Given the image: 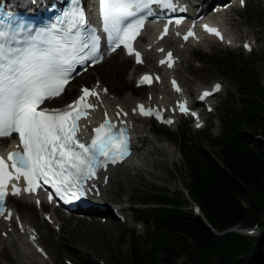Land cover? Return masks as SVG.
I'll return each mask as SVG.
<instances>
[{
	"label": "snow or ice",
	"instance_id": "1",
	"mask_svg": "<svg viewBox=\"0 0 264 264\" xmlns=\"http://www.w3.org/2000/svg\"><path fill=\"white\" fill-rule=\"evenodd\" d=\"M152 5L176 10L174 0H98L103 32L113 45L112 51L122 45L130 55L133 53L132 42L145 24V18L139 14L147 11L148 15H153ZM10 20L6 22L0 17V139L16 134L19 143L18 150L9 152L7 160L0 156V218L15 219L19 223V218H13L6 207L9 194H35L43 184L50 186L65 203L79 200L86 191L95 188L94 184L87 185V181L94 179L97 171L109 163L126 158L129 147L125 129L115 131L116 125L109 121L107 113L103 123L92 129L89 142L78 139L79 121L88 117L89 109L95 110V105L89 101L90 97L99 96L94 89L82 88V95L64 108L40 107L46 100L63 93L75 64L96 62L101 37L89 25L80 0H70V6L46 27L36 28L14 17ZM175 23L179 25L182 20L177 19ZM205 30L220 35L216 29L205 26ZM192 36L194 33L189 31L184 39ZM135 55L137 63H141L140 53ZM167 59L171 67V53ZM140 83L150 84L151 78L145 76ZM173 86L180 91L174 81ZM220 87L217 84L214 90ZM137 107L143 116L173 123L152 108ZM180 110L187 111L183 105ZM21 179L23 189L19 187ZM48 200L52 201L51 193ZM20 230H24L22 225Z\"/></svg>",
	"mask_w": 264,
	"mask_h": 264
},
{
	"label": "trees",
	"instance_id": "2",
	"mask_svg": "<svg viewBox=\"0 0 264 264\" xmlns=\"http://www.w3.org/2000/svg\"><path fill=\"white\" fill-rule=\"evenodd\" d=\"M227 64L236 74L243 108L231 112L218 136L203 130L199 145L184 132L173 134L190 174L186 189L204 216L186 210L183 198L169 190L144 192L136 214L146 224V242L131 229L128 260L114 255L110 264H179L180 259L184 264H264V85L256 62ZM206 220L218 232L254 225L261 232L219 235Z\"/></svg>",
	"mask_w": 264,
	"mask_h": 264
},
{
	"label": "rangeland",
	"instance_id": "3",
	"mask_svg": "<svg viewBox=\"0 0 264 264\" xmlns=\"http://www.w3.org/2000/svg\"><path fill=\"white\" fill-rule=\"evenodd\" d=\"M245 1V7L234 8L221 14L220 17V21L224 18L230 20L231 24L225 25V27L231 35H240L234 46L226 43L204 42L202 46L192 47L190 45L186 49L185 59L176 73L188 92L193 91L192 97H194L199 85H211L214 81H222L226 88L215 100L217 103L216 111L207 114L208 123L200 130L194 129L195 122L192 121L191 123L189 120H181L174 128L157 126L149 121V127L153 126L156 130L153 132L154 136L166 141L173 147L175 162L163 164L161 168L155 170L158 178L153 181L136 182L131 193H125L121 196V198H127L131 194L130 201L132 204H136L130 208V202L120 201L122 204L128 205L124 219L115 218L111 212L94 216L92 220L86 218L84 220L89 221L91 226L78 232L76 229L73 230L72 227L81 219L80 216L73 214L72 217L68 218L67 215L70 214L58 209L60 221L68 224V229L65 230L68 237L61 239L59 229L51 227V224L43 218V211H49L50 207L46 206L42 211L31 201L19 202L21 217L30 213L36 224L42 223L40 230L44 237L41 243L52 252L57 264H110L114 255L121 260H128L131 251L130 230L135 229L137 231L139 240L142 243L146 242L147 238V227H145L143 221L136 222L133 214V208L140 206L139 200L144 192L169 190L171 194L183 198L186 202L184 205L186 210L192 209L194 201L186 189L190 182L189 170L181 154L180 144L175 140L173 134L180 131L184 132L189 140L199 145L201 143L200 133L204 129H207L208 133L213 136H218L222 132L225 120L231 115V112L243 108L242 96L238 92L236 74L229 72L230 67L227 61L233 60L237 62V65L243 67L256 62L257 71L264 85V0ZM233 22L237 23L239 27L233 26ZM245 40H249L255 46L251 52L244 49L243 43ZM254 53L258 56L251 58ZM152 62L151 60L150 64ZM144 69V66L135 68L132 58H125L120 51L102 62L101 65H97L78 76L66 92V95L72 94L71 97H64V99L53 102L51 105H63L75 97L80 85L95 84L99 79L105 83L111 94L119 99L146 100L149 97L150 89H138L135 86L136 74ZM118 79L122 83L120 87L116 86L115 80ZM128 88L130 90H127ZM215 120L220 123V131L214 128ZM166 130L170 133V136L166 135ZM204 143L209 150H215L207 141ZM160 158L163 159L164 156H160ZM108 203L113 206L118 205L119 201L108 200ZM101 219H104V221H101ZM262 219L264 221V217ZM48 229H50V232ZM255 229V236L259 235V229ZM70 235L72 238H69ZM184 261L185 259H180L179 264H184ZM0 264H18L14 261L5 244L0 249Z\"/></svg>",
	"mask_w": 264,
	"mask_h": 264
},
{
	"label": "bare ground",
	"instance_id": "4",
	"mask_svg": "<svg viewBox=\"0 0 264 264\" xmlns=\"http://www.w3.org/2000/svg\"><path fill=\"white\" fill-rule=\"evenodd\" d=\"M232 24L233 26L239 27V25L235 22ZM151 32L152 29L148 30L146 34L138 40V46L143 48L145 53V70L154 68L163 73L165 71L168 73H175L185 59V52L189 44L184 43L182 40H176L174 35L166 37L160 42L161 45H166L174 49L175 54L179 56V60L173 69L158 68L156 66V62L150 66L148 63H150L152 60V56H156L157 54V47L154 46L155 38L151 36ZM226 32L228 37L225 43L235 45L240 35H231L228 30H226ZM139 67L140 66H135V68ZM168 86L169 85H165L164 83L150 86L149 89L152 93V96L147 98L146 101L149 104H158L161 107H164L166 104H170V100L172 99L170 97L171 90L168 88ZM70 87L71 82L68 83L65 91L67 92ZM101 88L103 101H94L96 109L92 112L91 117L84 120V126H88L92 121L101 119L102 112L105 109H110L112 107L114 108L117 104H121L129 111L128 120L129 123L133 124L134 126L133 136L135 138V143L133 156L109 171V180L107 182L105 181V178L108 176L107 174L103 176L101 181L97 182V185L101 187V192L100 196L96 197L95 200L105 204H109L108 200H115L119 202L122 201L127 203L131 200L132 195L129 194L127 198H121V196L125 193H131V191L134 190V185L136 182L155 180L158 178L157 174L155 173L157 168H161L162 165L167 162H175L174 149L166 141L154 136L153 132L156 130L153 126L149 127V121L147 119H139L133 114V110L136 109V103L138 101L137 99L132 101H130L129 98L119 99L110 92H105L104 86ZM191 94H193V91ZM169 126L174 128L175 124H170ZM13 142L14 141L9 138L0 140V143ZM3 150L4 148L0 147V152ZM160 156H164V158L161 159ZM30 200L31 196L26 194H22L21 196H9L8 204L11 208H13V218L20 215L19 211H21V209L19 202ZM122 202H120V206L118 205L114 208L112 207L111 209L108 208V211L114 214L115 210H119L121 212V217L128 209V205L122 204ZM46 206H49L50 210L46 211L47 213L45 215L48 214L49 218L54 220V222L51 224V227L59 229V237L61 239H64L65 237L67 238L68 236L65 234V230L68 229V224L66 222L64 223L60 221V212L58 211V208L53 207L50 204H46L43 201L41 204V209H44ZM72 216L73 214L67 215L68 218ZM21 218V225L24 229L23 231L20 230L21 225H19L15 219L8 221L0 218V249L5 244V246L9 249L10 254L13 256L14 261L18 264H57L52 252L49 251L43 245V243H41L44 237L42 231L40 230V225L42 223L36 224L33 221L30 213H28V215L24 214ZM88 226H91V223H89L87 220H84V218H81L77 221L75 226L72 227V229H76L78 232H81ZM138 227L140 228L141 226ZM48 231L50 232V229H48ZM33 236L35 237V240L32 239ZM70 237L72 238L71 235L69 238ZM37 240L39 241L38 245L44 248V252L37 251V247L34 245Z\"/></svg>",
	"mask_w": 264,
	"mask_h": 264
},
{
	"label": "water",
	"instance_id": "5",
	"mask_svg": "<svg viewBox=\"0 0 264 264\" xmlns=\"http://www.w3.org/2000/svg\"><path fill=\"white\" fill-rule=\"evenodd\" d=\"M208 225L215 231V233H217L219 235H223V234H226V233L232 232V231L241 232V230L238 227H234V228L228 229V230L223 231V232H218L209 223H208Z\"/></svg>",
	"mask_w": 264,
	"mask_h": 264
}]
</instances>
